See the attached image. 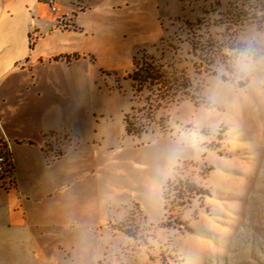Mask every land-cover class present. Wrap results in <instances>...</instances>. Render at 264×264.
I'll use <instances>...</instances> for the list:
<instances>
[{"label":"rangeland","instance_id":"obj_1","mask_svg":"<svg viewBox=\"0 0 264 264\" xmlns=\"http://www.w3.org/2000/svg\"><path fill=\"white\" fill-rule=\"evenodd\" d=\"M39 1L46 19L83 2L55 0L54 13ZM25 2L0 0V44L10 37L17 58L31 28ZM158 3L162 40L138 50L130 71L95 77L96 86L105 85L92 97V110L115 113L112 123L101 122L103 149L152 146L140 154L148 162L150 193L142 197L150 215L146 221L137 206L125 208L107 232L113 237H103L100 264H264V0ZM243 3L257 6L256 19L222 24ZM144 72L151 80L140 89L131 78ZM70 92L83 96L79 85ZM45 97L37 109L44 116L34 120L42 126L54 128L58 114L59 131L69 133L89 116L87 105L78 119L80 104L52 92ZM125 105L123 125L117 112Z\"/></svg>","mask_w":264,"mask_h":264},{"label":"crops","instance_id":"obj_2","mask_svg":"<svg viewBox=\"0 0 264 264\" xmlns=\"http://www.w3.org/2000/svg\"><path fill=\"white\" fill-rule=\"evenodd\" d=\"M28 1L24 53L16 57L10 37L0 44V146L11 159V172L0 181V264H100L103 237H113L107 232L125 208L137 206L146 221L150 215L142 197L150 193L148 162L140 154L152 146L103 149L101 122L112 123L115 113L92 110V97L105 85L96 86L95 77L130 71L138 50L162 40L160 5L83 0L63 8L62 17L46 19L45 4ZM78 85L83 96L70 92ZM50 92L80 104L78 119L87 105V120L69 133L59 131L58 114L52 115L54 128L34 121L44 116L37 109ZM129 109L117 112L123 125ZM165 181L159 188L163 215Z\"/></svg>","mask_w":264,"mask_h":264},{"label":"trees","instance_id":"obj_3","mask_svg":"<svg viewBox=\"0 0 264 264\" xmlns=\"http://www.w3.org/2000/svg\"><path fill=\"white\" fill-rule=\"evenodd\" d=\"M257 6L243 3L240 7H234L230 12L226 13V19L225 22L222 21V24H236V23H244V22H252L255 18V13L257 11ZM255 11V13H254ZM193 50L195 51L196 48L193 47ZM143 71V70H141ZM145 73V72H144ZM145 77L135 74V77H132L131 80L134 82V84L138 85L141 89L142 84L146 83V81H150L151 78H148V74L145 73ZM140 79H144V81H140ZM139 91V90H138ZM127 121V120H126ZM126 123V122H125ZM127 124V123H126ZM126 134L129 136L130 132L128 128L125 129ZM163 201H164V212L166 211V205H165V195H164V189H163Z\"/></svg>","mask_w":264,"mask_h":264},{"label":"built area","instance_id":"obj_4","mask_svg":"<svg viewBox=\"0 0 264 264\" xmlns=\"http://www.w3.org/2000/svg\"><path fill=\"white\" fill-rule=\"evenodd\" d=\"M50 5L52 11L57 13L59 10L54 6V0H44ZM11 172V159L7 147L0 146V181L3 180Z\"/></svg>","mask_w":264,"mask_h":264}]
</instances>
